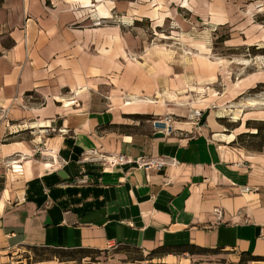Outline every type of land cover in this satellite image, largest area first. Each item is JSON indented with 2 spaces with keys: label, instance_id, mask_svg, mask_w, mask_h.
<instances>
[{
  "label": "crops",
  "instance_id": "obj_1",
  "mask_svg": "<svg viewBox=\"0 0 264 264\" xmlns=\"http://www.w3.org/2000/svg\"><path fill=\"white\" fill-rule=\"evenodd\" d=\"M3 7L0 264H264V152L232 143L244 121L264 120L239 100L264 85V71L232 78L230 61L215 58L210 43L224 36L227 49L264 44L255 19L264 0H4ZM143 19L182 32L150 42L131 24ZM196 23L204 24L202 39L194 38ZM213 102L244 109L238 124H218ZM192 106L208 109L198 129L182 121ZM147 116L177 119L173 132L156 137ZM183 244L217 251L149 256ZM32 247L87 252L37 258ZM124 249L144 254L127 257Z\"/></svg>",
  "mask_w": 264,
  "mask_h": 264
},
{
  "label": "rangeland",
  "instance_id": "obj_2",
  "mask_svg": "<svg viewBox=\"0 0 264 264\" xmlns=\"http://www.w3.org/2000/svg\"><path fill=\"white\" fill-rule=\"evenodd\" d=\"M3 3L4 0H0V35L3 34L5 32V27L2 25V18L4 17V7H3ZM264 13V12H262ZM260 13V14H262ZM119 17L114 14L112 19L113 21L116 23ZM129 24V23H128ZM126 24V26L128 25ZM131 24L133 26L138 27V30L141 29V31L144 33V35L147 37H149L150 42H159L160 39H164L166 36H170L169 32L170 29H174L177 30L179 33L182 32L181 27L177 26L175 23H166L161 27H153L150 24V21H148L147 19H143L142 21L136 23V25H134V23L131 22ZM264 24V23H263ZM204 24H200V23H196L193 25V30L194 33H200L198 34L199 36H195L194 38H203V33L202 32H198V29H203ZM131 27V26H130ZM180 27V28H179ZM198 30V31H197ZM196 31V32H195ZM227 32V28L226 27H222L220 29H218V35L220 34H225ZM5 34V33H4ZM177 38V40H175V44L177 46H179V44H181L179 39V34H177L175 36ZM217 38H212V36L210 37V43L212 45V48L214 50V56L215 58H220L223 59L226 63L227 60H229V67L225 68V73L227 71H229L227 74L231 75L232 78H237V76L244 74V72H246L247 70H258V71H264V54L261 53H257L255 55H253L252 53H247V51H249L248 49H243V47H239V48H230L227 49L226 47H224V45L221 43V41H216ZM10 41L8 40L7 37L2 38V44L7 45L9 44ZM257 47H264V44H259ZM232 49V50H231ZM230 51H239L241 53H235L233 55H220L223 52H230ZM244 52V53H242ZM259 85V84H257ZM256 85V86H257ZM257 90L255 92H249L247 91L246 93H244V95H242L240 97V101H242L243 103H245V106H247V104H249L250 106H248L247 108L245 107V111H247L248 109L250 111L256 112L257 115L259 116H263L264 117V85H259L257 88ZM254 94L256 93V95H251L252 98L255 97V99H249V95L248 94ZM196 109L201 110L202 115L204 117L205 115V111L207 110H202L200 109L199 106H192ZM213 110H215L216 115H218V118L216 117V120L218 122V124H220L221 126H223L226 130H230L233 126H235L236 124H238L239 119L238 116L241 115L242 111L244 109L240 108L238 109L237 107H235L234 105H232V103H217V102H213L212 108ZM188 114V112H187ZM146 118L148 121L147 123L151 126L152 128V120L154 118L156 119H164V116H147L144 117ZM202 118V117H201ZM177 119H171V124L173 125L174 122ZM253 119H250L249 122V126L253 125ZM255 120H261V119H255ZM182 121H191L187 118V116L182 119ZM200 126L204 125V123H202V121L199 123ZM244 124L246 126V123L244 121ZM192 124H190L191 126ZM194 126V125H192ZM246 130L245 131H254V129H248L247 127H245ZM116 250V249H114ZM114 250H110V251H104L103 253H99L98 256H103V255H112ZM119 250V249H117ZM32 254H34V251H30ZM21 256H29L28 252L26 250L20 252ZM50 253H48L49 255ZM143 252L139 251V250H128V249H124V253L123 255H126L127 257H142L143 256ZM97 256V255H96ZM34 257V255H33ZM45 257V255H40V258ZM65 259V257H63Z\"/></svg>",
  "mask_w": 264,
  "mask_h": 264
},
{
  "label": "trees",
  "instance_id": "obj_3",
  "mask_svg": "<svg viewBox=\"0 0 264 264\" xmlns=\"http://www.w3.org/2000/svg\"><path fill=\"white\" fill-rule=\"evenodd\" d=\"M257 21L264 23V13L257 14L256 18ZM225 37L219 36L216 41H222ZM245 49H248L247 53H252L253 55L257 53L264 54V47H257L255 45L246 47ZM231 53H239V51H230ZM262 85V84H259ZM252 88L249 90V92H255L257 87ZM28 94V93H27ZM201 121H204V117L202 115ZM253 125L249 126V122L246 121V127L249 129H254V131H245L239 133L234 141L232 143L236 144L239 147H243L246 150L250 151H258V152H264V120H252ZM32 251H34V255L37 256V258H40V255H45V257H51L56 256L58 259L62 260L65 257L66 260H77V258L83 256L85 252H87L84 249L77 250L75 252H67V251H59V250H50V249H37L36 247L31 248ZM217 249H210V248H204L200 247L194 244H183L176 246L175 249H166L165 247H159L153 251H150L149 256H152L155 253H166V252H174V253H184L187 252L188 254H206V253H215ZM48 253H50L48 255ZM36 258V257H35ZM248 259L250 260H257L259 257L252 256L248 254ZM245 260V259H241Z\"/></svg>",
  "mask_w": 264,
  "mask_h": 264
},
{
  "label": "built area",
  "instance_id": "obj_4",
  "mask_svg": "<svg viewBox=\"0 0 264 264\" xmlns=\"http://www.w3.org/2000/svg\"><path fill=\"white\" fill-rule=\"evenodd\" d=\"M201 117H202V112L199 109H196L194 107H189L188 109V114H187V118L190 121V123L192 125H194V127L196 129H198L200 127V122H201ZM152 132L153 134L157 133V132H161L164 135H169L173 132L174 128L172 126L171 122V118H169L168 116H165L164 119H156L154 118L152 121ZM155 166L156 167H162L163 163L161 162H155ZM243 191H250L251 187L249 186H245L242 189ZM215 212L218 214H220L219 209H214ZM259 236L264 238V224L260 225L259 227Z\"/></svg>",
  "mask_w": 264,
  "mask_h": 264
},
{
  "label": "water",
  "instance_id": "obj_5",
  "mask_svg": "<svg viewBox=\"0 0 264 264\" xmlns=\"http://www.w3.org/2000/svg\"><path fill=\"white\" fill-rule=\"evenodd\" d=\"M155 136H156V137H160V136H163V134H162L161 132H157V133H155ZM58 173H59V175H61L62 177H65V173H64L63 170H60Z\"/></svg>",
  "mask_w": 264,
  "mask_h": 264
}]
</instances>
